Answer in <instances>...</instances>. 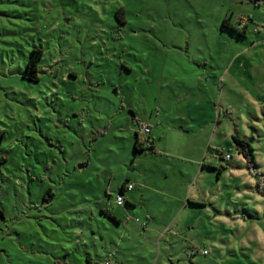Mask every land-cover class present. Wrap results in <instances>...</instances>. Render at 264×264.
I'll use <instances>...</instances> for the list:
<instances>
[{"label":"rangeland","instance_id":"rangeland-1","mask_svg":"<svg viewBox=\"0 0 264 264\" xmlns=\"http://www.w3.org/2000/svg\"><path fill=\"white\" fill-rule=\"evenodd\" d=\"M144 122L155 154L134 150ZM232 135L254 137V169ZM87 256L264 264V0H0V264Z\"/></svg>","mask_w":264,"mask_h":264},{"label":"trees","instance_id":"trees-1","mask_svg":"<svg viewBox=\"0 0 264 264\" xmlns=\"http://www.w3.org/2000/svg\"><path fill=\"white\" fill-rule=\"evenodd\" d=\"M119 13H123L122 11H119L116 13V17H118ZM120 15V14H119ZM227 19L222 21V25L223 27H226L228 29H230L231 31L237 33L240 37H245V31L244 30H237V28L230 26L228 24ZM43 58V51L39 46H34L32 47V49L30 50V55L29 58L25 64V68L23 73L21 74V78L23 80H27L29 82H38L39 81V71H40V62L42 61ZM252 138H246V139H240L236 136H232V140L235 143V145L238 147V153L246 160V165L249 168V170L254 169V164H255V157H254V149L252 147V145L250 144L251 140L254 139L253 136H251ZM142 144L140 143L139 139H138V134L135 133V139H134V150L136 152L139 151H147V150H153L152 145H150L149 148H144L141 146ZM221 154H219V157H221ZM3 161L5 160V158L2 159ZM202 167H205L204 165H202ZM210 169H215V168H211L208 167ZM223 168H217L216 170L218 171V175L220 174L221 170ZM119 192H123V189H119ZM54 194L52 193V191L50 189H48L45 193V195L43 196V200H44V204L41 206V208L43 206H45L46 204L51 203V201L53 200ZM191 204H196L198 205V203H191ZM104 214H106L108 216V218H110L111 221H113L114 223H119V221L114 218L109 212H105L102 211Z\"/></svg>","mask_w":264,"mask_h":264},{"label":"crops","instance_id":"crops-1","mask_svg":"<svg viewBox=\"0 0 264 264\" xmlns=\"http://www.w3.org/2000/svg\"><path fill=\"white\" fill-rule=\"evenodd\" d=\"M258 5H260L261 3H260V1H258ZM200 102V101H199ZM189 107H191V110H189L188 111V117H187V123L188 124H194V125H196V127L197 128H199L200 130H199V132H203V134H205V129H204V131L203 130H201V129H203V127L205 128L207 125H208V123H209V121L208 120H206V119H204V120H202L201 119V116H203L204 117V114L203 115H201L200 117H197L196 115H194V114H192L193 112H195V111H198V110H200L198 107H196L195 105H189ZM208 119H212V117H207ZM220 122V120L218 119V121L216 122V123H219ZM210 123H213L212 121H210ZM144 124H146L149 128H150V132L145 136L150 142H151V145H152V148H153V150H151V151H153V154H155L154 153V150H157L156 148H157V138L158 137H164V135H156V134H152V129H151V125L149 124V123H147V122H144ZM189 128H191L190 126H188ZM215 130H216V126H215V128H214ZM137 134L138 135H140V132H137ZM214 135H199V139H200V137H202L203 138V141H206V137H213ZM232 136H234V135H232ZM231 136V137H232ZM236 137H238V138H240V136H236ZM246 138H248V137H246L245 135L244 136H242L240 139H246ZM138 139H140V137H138ZM140 141V140H139ZM144 148H146V147H144ZM199 157V156H198ZM202 165H204V163H201L200 164V172L201 171H203L204 170V167H202ZM205 166V165H204ZM168 170H169V168H167ZM166 169V170H167ZM180 174H181V176L183 177V179H182V182L183 183H181V186L183 185V184H185V181H184V178L185 177H188V179H187V182H186V184H188V185H190V178H189V176L186 174V172L184 171V172H181L180 171ZM127 185H130V183L128 182V181H125V182H123L122 184H121V187H120V189H123V192H119V194H121L122 195V197H123V199H124V201H123V204H124V206L128 209V210H130V211H133L134 209H136V203L134 202V201H131V203H127L126 202V197H125V193L126 192H130V191H132L133 190V187H132V189L131 190H128L127 189ZM119 194H117V195H119ZM193 201H195V200H193ZM180 202H182L183 204L184 203H189L190 201H189V199H186L185 200V202L183 201V196H182V198L180 199ZM193 203H196V202H193ZM116 204V203H115ZM122 204V205H123ZM117 205V204H116ZM117 206H121V205H117ZM111 214V213H110ZM145 215H144V217H145V220H146V222L148 223L149 222V220H151L152 219V216H153V214H151V212L149 211V210H146L145 211V213H144ZM114 218H116L118 221H119V223H115V224H120L121 223V220H120V218L119 217H117L116 215H114V214H111ZM146 226V224H142V227H145ZM86 262H87V264H91V258L90 257H86ZM193 264H194V262H193Z\"/></svg>","mask_w":264,"mask_h":264},{"label":"built area","instance_id":"built-area-1","mask_svg":"<svg viewBox=\"0 0 264 264\" xmlns=\"http://www.w3.org/2000/svg\"><path fill=\"white\" fill-rule=\"evenodd\" d=\"M139 129H140V135H145L146 136L150 132V128L146 124H143V123L139 124ZM145 136L140 137L139 140H140V143L143 145V147L149 148L150 145H151V142ZM229 159H230V156L228 154H225V160H229ZM132 187L133 186L131 184L127 185V189L128 190H131ZM123 201H124V199H123L121 194L116 195L115 203L117 205H122ZM204 253H206V252H204ZM104 264H110L109 260L107 259L104 262Z\"/></svg>","mask_w":264,"mask_h":264}]
</instances>
